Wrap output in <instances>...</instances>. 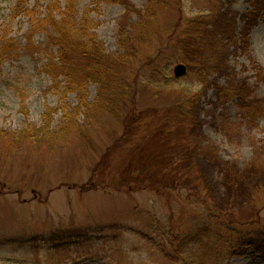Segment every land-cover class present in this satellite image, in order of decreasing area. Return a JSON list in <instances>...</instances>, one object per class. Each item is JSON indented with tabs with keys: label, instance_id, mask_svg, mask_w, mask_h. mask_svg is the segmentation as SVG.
Returning a JSON list of instances; mask_svg holds the SVG:
<instances>
[{
	"label": "rangeland",
	"instance_id": "rangeland-1",
	"mask_svg": "<svg viewBox=\"0 0 264 264\" xmlns=\"http://www.w3.org/2000/svg\"><path fill=\"white\" fill-rule=\"evenodd\" d=\"M129 1L152 13L129 61L133 103L93 121L99 86L76 111L81 96L62 99L44 71L57 48L43 19L66 0H26L34 18L0 0V31L18 45L0 65V264H264V16L250 17L252 0ZM75 8L120 52L123 4ZM189 94L186 114L176 102Z\"/></svg>",
	"mask_w": 264,
	"mask_h": 264
},
{
	"label": "trees",
	"instance_id": "trees-1",
	"mask_svg": "<svg viewBox=\"0 0 264 264\" xmlns=\"http://www.w3.org/2000/svg\"><path fill=\"white\" fill-rule=\"evenodd\" d=\"M107 1L112 3H120L125 7V12L123 13L122 19L121 21L119 20L118 44L120 52L118 53H109L105 49L103 41L99 40L96 33L91 29L92 27L88 21V18L84 17V19L81 21L77 20L75 16L76 0H66V8L61 17H58L55 12L49 8L43 19V24L51 29L49 34V46L54 45L57 48L56 53L50 52L48 54L47 63L44 65V71L52 78L55 88L58 90L64 88L62 99H65L68 94L73 92H77L78 95L81 96L80 103L76 108V111L84 107L89 109L90 103L87 101L89 84L95 83L99 86L98 98L95 103L92 104L93 107L90 109L92 112L91 116H94L93 121H97L98 116L103 112L116 115L122 110L125 103L128 101L133 103V101L130 99L131 97L128 98L129 88L132 86L131 82L129 81V61L136 54V41L139 40L138 32L145 30L147 24H145V22H147V19L152 14L150 13V10L143 12L137 9L129 0ZM160 1L162 3H168V0ZM251 4L252 9L249 11L250 17L256 19L258 17L264 16V0H252ZM25 5L26 0H18L13 10L14 16H18L24 12H27L31 18H34L33 12L25 8ZM134 12L138 14L139 21L133 25L136 32L134 35H132L130 34L129 27L133 26H131L129 21H131L132 14ZM17 51V43L9 38L7 34H3L0 31V65L6 60L15 57ZM63 83H65L64 86ZM225 92L228 96H233L236 94L231 88H227ZM197 96L198 94H189L187 95V103L182 104L180 101H177L176 104L184 113H186L187 104L192 103L197 98ZM127 99L129 100L127 101ZM135 109L136 107L133 104V107L128 109V112H125L126 123L129 122L134 116L136 112ZM46 116L47 114H45V117ZM71 119L72 122L77 124L75 117ZM65 129H63V132ZM3 136H5V134L0 131V138ZM162 161L163 160L161 158L155 159L156 170L153 173V177L154 181L156 182H160L164 179L160 173V163ZM168 162L170 170L173 163H175L172 157H169V160H164L161 166L167 164ZM175 173L176 171L173 166V170L169 171V181L172 180L175 182L178 180L177 174ZM122 185L125 186L124 184ZM138 186L140 185L137 184L136 188L141 187ZM173 186L175 187V185ZM149 188L153 190L159 189L155 183L150 184ZM202 236L203 237H200L203 241L207 242L210 239V237L206 234H203ZM191 238V242L193 239L195 240V237ZM207 247L210 248L209 243H207ZM179 253L183 255V252L180 251Z\"/></svg>",
	"mask_w": 264,
	"mask_h": 264
},
{
	"label": "water",
	"instance_id": "water-1",
	"mask_svg": "<svg viewBox=\"0 0 264 264\" xmlns=\"http://www.w3.org/2000/svg\"><path fill=\"white\" fill-rule=\"evenodd\" d=\"M187 73V66L183 63H179L174 67V75L176 77H182Z\"/></svg>",
	"mask_w": 264,
	"mask_h": 264
}]
</instances>
